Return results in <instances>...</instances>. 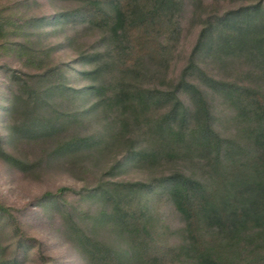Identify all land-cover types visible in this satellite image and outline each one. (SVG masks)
Here are the masks:
<instances>
[{
  "label": "trees",
  "instance_id": "1",
  "mask_svg": "<svg viewBox=\"0 0 264 264\" xmlns=\"http://www.w3.org/2000/svg\"><path fill=\"white\" fill-rule=\"evenodd\" d=\"M63 1L36 20L72 26L74 58L40 68L54 44L33 71L10 77L11 137L41 157L3 158L31 169L94 157L107 163L101 176L131 167L154 176L80 192L101 201L87 219L119 239L100 240L70 215L91 264H264V0ZM73 73L86 83L71 84Z\"/></svg>",
  "mask_w": 264,
  "mask_h": 264
},
{
  "label": "rangeland",
  "instance_id": "2",
  "mask_svg": "<svg viewBox=\"0 0 264 264\" xmlns=\"http://www.w3.org/2000/svg\"><path fill=\"white\" fill-rule=\"evenodd\" d=\"M68 6L70 3L63 0H0V259L16 256L21 264H91L68 231V217L80 221L87 232L100 240L118 244L119 239L109 225L87 219L100 209L101 201H91L86 196L82 200L80 192L103 181H146L154 177L137 167L116 176H101L107 163L94 157L76 165L55 160L31 169L3 158V151L25 160L41 157L34 142L11 137L10 77L15 69L17 73L33 71L40 64L39 55L44 56L40 50L54 44L58 48L43 60L40 68L74 58L75 48L64 40L72 26L54 29L50 24L44 29L36 20ZM197 31V25L190 26L182 35L173 72L184 64ZM69 77L71 84L86 83L78 73ZM61 187L67 188L60 191ZM166 213L174 218L171 212Z\"/></svg>",
  "mask_w": 264,
  "mask_h": 264
}]
</instances>
